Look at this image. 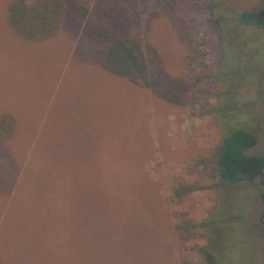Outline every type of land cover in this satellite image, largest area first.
<instances>
[{
	"label": "rangeland",
	"instance_id": "obj_1",
	"mask_svg": "<svg viewBox=\"0 0 264 264\" xmlns=\"http://www.w3.org/2000/svg\"><path fill=\"white\" fill-rule=\"evenodd\" d=\"M10 1L0 264H264V173L217 172L235 130L264 157V26L239 22L264 0H94L40 43L8 28Z\"/></svg>",
	"mask_w": 264,
	"mask_h": 264
},
{
	"label": "trees",
	"instance_id": "obj_2",
	"mask_svg": "<svg viewBox=\"0 0 264 264\" xmlns=\"http://www.w3.org/2000/svg\"><path fill=\"white\" fill-rule=\"evenodd\" d=\"M94 0H11L7 6L9 29L25 42L40 43L54 36L62 26L69 6H80L82 13L93 5ZM103 11H107L104 9ZM239 22L244 27L264 26V11L241 13ZM224 33L222 30V39ZM130 49L124 48L123 57H130ZM104 68L108 72L127 80L121 75L118 61ZM14 121L10 116H1L0 134L13 132ZM256 137L244 130L232 131L218 148L217 172L220 179L229 184L252 183L264 173V157L247 156L246 150L254 147Z\"/></svg>",
	"mask_w": 264,
	"mask_h": 264
},
{
	"label": "crops",
	"instance_id": "obj_3",
	"mask_svg": "<svg viewBox=\"0 0 264 264\" xmlns=\"http://www.w3.org/2000/svg\"><path fill=\"white\" fill-rule=\"evenodd\" d=\"M7 9V8H6ZM7 19V18H6ZM6 23H7V20H6ZM8 26V25H7ZM9 28V27H8Z\"/></svg>",
	"mask_w": 264,
	"mask_h": 264
},
{
	"label": "flooded vegetation",
	"instance_id": "obj_4",
	"mask_svg": "<svg viewBox=\"0 0 264 264\" xmlns=\"http://www.w3.org/2000/svg\"><path fill=\"white\" fill-rule=\"evenodd\" d=\"M262 176H263V175H262ZM262 176H261V177H262Z\"/></svg>",
	"mask_w": 264,
	"mask_h": 264
}]
</instances>
